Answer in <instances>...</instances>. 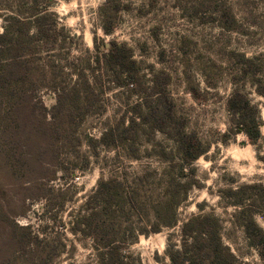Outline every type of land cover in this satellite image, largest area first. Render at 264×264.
I'll list each match as a JSON object with an SVG mask.
<instances>
[{
  "label": "rangeland",
  "instance_id": "obj_1",
  "mask_svg": "<svg viewBox=\"0 0 264 264\" xmlns=\"http://www.w3.org/2000/svg\"><path fill=\"white\" fill-rule=\"evenodd\" d=\"M40 5L57 19L59 43L53 39L34 43L36 57L27 49V60H35V64L24 82L26 89L32 81L36 86H52L50 80L61 85L65 95L60 105L57 93L44 88L34 92L64 124L56 123L54 143L60 158L57 177L47 185L48 199L29 201L30 212L17 221L31 225L44 242L52 241V254L58 255L53 264H97L94 241L74 234L72 227L87 213L84 206L102 176L108 180L117 175L131 181L144 177L146 183L165 186L167 173L180 164L170 153L175 142L143 125L144 117L152 126L155 119L167 115L164 90L172 99L173 126L195 136L206 150L194 164L195 180L201 186L190 188L179 206L176 227L140 236L127 253L135 264L169 263L167 249L171 243H179L182 223L193 215L214 214L222 220L223 240L235 255L244 264H264L224 193L246 184L261 185L248 191L247 204L264 229V139L258 146L244 135L230 133L227 141L222 139L229 131L227 102L236 86L259 105L264 120V96L259 94L264 90V0H0V34L6 24L9 26L8 18H22L31 23L29 36L39 38L34 21ZM112 42L131 48L138 86L117 85L116 72L104 65L102 54ZM98 56L102 57L101 67L96 65ZM86 79L94 90L86 89L89 95L83 93L80 103L71 92L77 88L82 93L85 88L79 84ZM90 106L95 113H90ZM130 108H135L132 115ZM132 117L136 125H132L134 134L127 145L137 150L140 159L121 154L116 160V150L98 141L110 127L117 135L122 120L123 132ZM262 134L264 138V125ZM0 174L5 180V171ZM187 180L181 178L184 184ZM156 194L164 198L162 190L150 198L156 200ZM149 218L152 225L153 213Z\"/></svg>",
  "mask_w": 264,
  "mask_h": 264
},
{
  "label": "trees",
  "instance_id": "obj_2",
  "mask_svg": "<svg viewBox=\"0 0 264 264\" xmlns=\"http://www.w3.org/2000/svg\"><path fill=\"white\" fill-rule=\"evenodd\" d=\"M35 16L34 24L39 38L29 36L31 23L22 18H8L6 23L9 26L6 24L4 32L0 34V171H5V180L0 174V264H53L58 256L52 254L55 250L51 247L50 239L44 242L31 225L22 226L17 221L27 217L31 206L29 201L48 199L47 185L57 177L60 158L59 149L54 143L55 128L58 127L56 123L61 126L64 124V119L54 118L52 112L35 98L34 92L38 88L51 90L57 93L60 105L65 95L59 87L61 85L50 80L48 82L53 83L52 86H48V83L36 86L32 81L26 89L24 82L34 70L35 60L30 62L25 56L31 53L36 57L33 44H43L50 39L56 45L59 43L58 21L47 14L46 6H38ZM105 32L111 33V29ZM102 55L106 68L116 72L120 79L117 85L138 86V70L131 48L112 42ZM101 58L98 56L96 59L98 67L102 65ZM36 61H40V58H36ZM247 61L251 63L253 59ZM260 84L263 85L262 80ZM79 86L85 88L82 93L77 88H73L71 93L82 103L80 96L83 93L89 95L86 89L94 90V87L87 79ZM133 92L132 87L130 94ZM164 94L167 97V115L155 119L152 126H149V118L144 117L143 125L153 132H162L175 142L174 151L170 153L180 161V164L172 166L173 170L177 169V173L174 174L173 170L167 173L165 186L163 183H146L144 177L133 181L117 175L108 180L101 177L97 191L84 206L87 213L72 227L74 234H83L94 241L97 264H135L131 254L127 253L130 246L140 236L148 237L160 233L163 228L176 227L179 223V206L187 199L190 188L201 186L195 180L194 164L206 150L195 136L173 126L176 117L172 99L165 90ZM259 94L264 96V90H260ZM58 105L53 109L57 110ZM227 108L230 114L229 131L222 136L223 141H227L230 133H233L235 136L244 135L252 145L258 146L264 139V120L259 105L236 86L227 102ZM130 109L132 115L135 108ZM95 111L91 110L90 113ZM128 121L130 125L124 127L123 132H120V127L125 125L124 120L117 126V135L115 128L110 127L98 141L116 150V160H120L121 154L128 159H140L137 150L127 145L132 141L130 136L134 134L132 125H136L134 117ZM165 155H168L167 152ZM183 177H188L186 184L181 181ZM260 186L246 184L229 188L224 193L231 200L229 205L235 208L236 221L244 228L250 246L257 249L259 256L264 258V229L256 222V212L250 210L247 204L248 191ZM161 190L164 198L157 194L156 200L150 198ZM116 206L117 210H112ZM150 213H153L155 219L152 225L149 221ZM261 215L264 219V213ZM223 229L222 220L214 214L189 217L180 226L179 243H171L168 247L169 263L165 264H244L225 244Z\"/></svg>",
  "mask_w": 264,
  "mask_h": 264
}]
</instances>
